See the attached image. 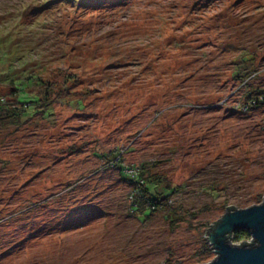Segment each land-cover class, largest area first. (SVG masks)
Returning a JSON list of instances; mask_svg holds the SVG:
<instances>
[{"label":"rangeland","instance_id":"obj_1","mask_svg":"<svg viewBox=\"0 0 264 264\" xmlns=\"http://www.w3.org/2000/svg\"><path fill=\"white\" fill-rule=\"evenodd\" d=\"M0 57V93L76 78L0 128V264H206L214 223L264 200V104H244L264 88V0H0ZM117 153L166 175L185 218L136 216Z\"/></svg>","mask_w":264,"mask_h":264},{"label":"trees","instance_id":"obj_2","mask_svg":"<svg viewBox=\"0 0 264 264\" xmlns=\"http://www.w3.org/2000/svg\"><path fill=\"white\" fill-rule=\"evenodd\" d=\"M254 54L255 53H252V58L250 59L249 54L243 53L241 56L243 66H245L246 63H254L256 58ZM5 59L6 57H0V73L2 71L3 74L8 70L9 65V63L7 65ZM255 71L254 66L243 75L240 74V70H236L233 72V78L244 82L252 74H256ZM69 81H76L75 76L71 75V73L66 74L62 81L44 80L34 74H28L22 80L11 77L10 82L14 86L8 93H0V128L3 123L10 118L18 119L22 115L31 117L38 113L43 116L50 114L51 107L56 100L69 96L68 94L66 95L68 91L66 84ZM1 82L3 81L0 76V83ZM60 82H62V84H60ZM245 84L249 86V90L254 89L252 85ZM246 99L248 101H245L244 104L247 108H256L263 105L264 88H261L260 92L256 95H252L251 93L246 94ZM17 103L21 104V107L18 106ZM122 160L120 153H117L111 160V164L120 169L123 179L135 184V188L130 194V208L136 216L148 218L157 212H163L166 218L173 223L185 218V212L183 214L181 212L182 207L174 206L171 203V196L175 192L177 186L174 185L166 175L156 173L145 167L137 168L128 165L125 167L121 164ZM130 169H133V172H129L128 170ZM213 192H215L214 189ZM218 221L219 220L214 223L211 230ZM238 234L250 236L249 232L239 230L231 234L228 241L230 242L232 236L239 237ZM252 243H243L241 245L251 246ZM209 250V247H204L202 254H206Z\"/></svg>","mask_w":264,"mask_h":264},{"label":"water","instance_id":"obj_3","mask_svg":"<svg viewBox=\"0 0 264 264\" xmlns=\"http://www.w3.org/2000/svg\"><path fill=\"white\" fill-rule=\"evenodd\" d=\"M239 230L249 232L251 246L228 241ZM207 241L216 257L206 264H264V200L247 208L228 210L212 228Z\"/></svg>","mask_w":264,"mask_h":264},{"label":"built area","instance_id":"obj_4","mask_svg":"<svg viewBox=\"0 0 264 264\" xmlns=\"http://www.w3.org/2000/svg\"><path fill=\"white\" fill-rule=\"evenodd\" d=\"M129 172H133V169H130V170H128ZM253 242V239H252V241L250 242V243H252Z\"/></svg>","mask_w":264,"mask_h":264}]
</instances>
